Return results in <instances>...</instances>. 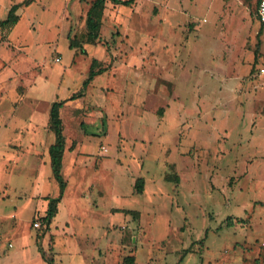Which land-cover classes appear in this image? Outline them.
Returning a JSON list of instances; mask_svg holds the SVG:
<instances>
[{
	"label": "rangeland",
	"instance_id": "1",
	"mask_svg": "<svg viewBox=\"0 0 264 264\" xmlns=\"http://www.w3.org/2000/svg\"><path fill=\"white\" fill-rule=\"evenodd\" d=\"M22 1L0 0V21ZM91 1L31 0L0 26V264H264L256 0H107L90 44ZM92 58L105 70L59 110L66 185L46 224L50 106Z\"/></svg>",
	"mask_w": 264,
	"mask_h": 264
},
{
	"label": "trees",
	"instance_id": "2",
	"mask_svg": "<svg viewBox=\"0 0 264 264\" xmlns=\"http://www.w3.org/2000/svg\"><path fill=\"white\" fill-rule=\"evenodd\" d=\"M30 1L31 0H23L21 3H13L8 9L7 16L0 21V26L6 29H9L12 26H14L19 19V15L17 14V9L19 8L20 5L28 4ZM106 1L107 0H92L87 9L86 20H85L86 32L84 36L86 43L93 44L95 40L99 38L102 15ZM109 1H111L112 3L130 5L135 0H109ZM69 47L70 48L78 47L80 53H86L85 48L82 46V44L76 40H71L69 42ZM97 64H99V60L96 58H92L88 71V76L83 81L81 89L79 91L75 92L67 99L53 101L50 106L48 126L50 130L54 133L55 137H54V141L49 145L48 151H49L52 173L58 182V194L54 197H46V199L48 200V204H47V209L45 211V215L42 217V220L46 224H50L52 218L56 215L58 211V203L62 198L63 191L66 185V182L63 180L62 176L60 175V169L62 164L61 160L65 148V138L63 135V126H62V120L60 117L59 110L66 100L74 99L76 97L83 95L84 90L87 87V85L90 83V81L96 75L100 74L105 70L106 67ZM165 178L168 180H173L175 182L178 181V176L176 174L174 175L168 174L165 176ZM134 189L135 192L137 193H140L142 191L143 189L142 178H138L135 181ZM126 212H131L134 214L137 213V211H131V210H126ZM39 250L41 251L42 257L44 258L43 256L44 251L41 248V246H39ZM46 261L49 264H53L52 260L46 259ZM133 262H134L133 255H125L121 264H133ZM263 262H264V257H263Z\"/></svg>",
	"mask_w": 264,
	"mask_h": 264
},
{
	"label": "built area",
	"instance_id": "3",
	"mask_svg": "<svg viewBox=\"0 0 264 264\" xmlns=\"http://www.w3.org/2000/svg\"><path fill=\"white\" fill-rule=\"evenodd\" d=\"M256 13L259 21L264 25V0H257ZM35 225L37 226L38 223L35 222Z\"/></svg>",
	"mask_w": 264,
	"mask_h": 264
}]
</instances>
